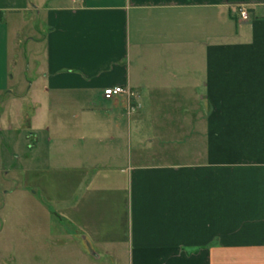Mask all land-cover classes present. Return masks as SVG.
<instances>
[{"label":"crops","instance_id":"0c3cea01","mask_svg":"<svg viewBox=\"0 0 264 264\" xmlns=\"http://www.w3.org/2000/svg\"><path fill=\"white\" fill-rule=\"evenodd\" d=\"M33 1L0 0V18L44 13L34 79L92 97L44 128L77 160L58 226L76 204L82 252L110 264H264V0ZM115 86L129 94L105 100ZM189 86L198 107H171L188 113L173 122L158 97ZM184 129L190 147H170Z\"/></svg>","mask_w":264,"mask_h":264},{"label":"rangeland","instance_id":"374dc122","mask_svg":"<svg viewBox=\"0 0 264 264\" xmlns=\"http://www.w3.org/2000/svg\"><path fill=\"white\" fill-rule=\"evenodd\" d=\"M49 3L50 0H36L33 4L38 10ZM0 32L6 35V41L0 46V264H110V257L103 255L101 250L94 249L99 260L90 251L82 252L77 234L81 223L75 219L80 208L76 209V204L62 211L72 219V228L65 225L61 228L57 224L60 196H67L72 202L76 199L72 187L60 192L58 186L65 183L64 180L75 178L77 160L59 157L54 144L47 143L48 138H53V131L44 130L50 115L59 114L54 107H91L88 100L92 97L43 92L42 81L34 79L33 67L35 61L41 59L42 45L28 38H42L43 12L37 14L30 10L22 15L3 16ZM158 98L160 107L191 110L198 107L199 100L193 96L190 86L179 90L163 89ZM104 103L107 102L97 107H106ZM51 108L52 111H48ZM174 109L170 112L173 122L188 116L187 112H182V116ZM165 122L168 123L166 116ZM186 129L184 134H171L172 138H177V143H171L170 147L182 150L190 147ZM33 134L37 135L35 144ZM157 144L152 149L158 151ZM48 153L49 161H46ZM176 161L171 158L162 162ZM44 182L51 189L43 192ZM80 205L78 202L77 207Z\"/></svg>","mask_w":264,"mask_h":264},{"label":"built area","instance_id":"2783aa9c","mask_svg":"<svg viewBox=\"0 0 264 264\" xmlns=\"http://www.w3.org/2000/svg\"><path fill=\"white\" fill-rule=\"evenodd\" d=\"M238 12H239V17L241 20H244V21L247 20V11L244 8L240 7ZM122 94L128 95L129 91L126 89H123L120 86L108 87L102 91V96L105 100H111L112 98L118 95H122Z\"/></svg>","mask_w":264,"mask_h":264}]
</instances>
